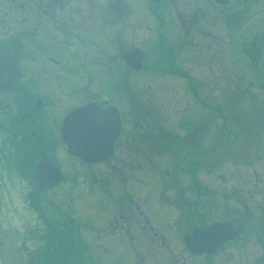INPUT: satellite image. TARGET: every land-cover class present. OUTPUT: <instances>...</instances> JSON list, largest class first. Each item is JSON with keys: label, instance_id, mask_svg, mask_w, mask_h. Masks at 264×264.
I'll list each match as a JSON object with an SVG mask.
<instances>
[{"label": "flooded vegetation", "instance_id": "af4514ba", "mask_svg": "<svg viewBox=\"0 0 264 264\" xmlns=\"http://www.w3.org/2000/svg\"><path fill=\"white\" fill-rule=\"evenodd\" d=\"M138 49L140 69L124 58ZM1 50L16 65L0 57V219L17 192L20 215L35 217L17 238L24 263L184 264L187 253L216 264L225 250L227 264H264V0H0ZM154 85L163 112L178 105L179 129L153 127ZM85 105L119 116L106 160L85 162L61 138L65 116ZM203 147L218 157L208 217ZM99 178L117 190L86 198L76 219L77 184ZM57 196L69 208L62 219ZM224 222L241 232L214 254L186 246L193 229Z\"/></svg>", "mask_w": 264, "mask_h": 264}, {"label": "rangeland", "instance_id": "374dc122", "mask_svg": "<svg viewBox=\"0 0 264 264\" xmlns=\"http://www.w3.org/2000/svg\"><path fill=\"white\" fill-rule=\"evenodd\" d=\"M122 76L126 77V72L124 70L122 72ZM148 76H149V80H150L151 73L146 71V70L139 72L137 75L138 81L139 82L142 81L141 83H138V94L140 96H144V94L146 93V90H147L146 85H147ZM127 77H126V79H128ZM175 83H178L177 80H175ZM177 85L180 86V84H177ZM157 86L158 85H154L152 87V91H153V95L155 92L154 104H155V107H156L157 112H158L157 116H159V118L154 119L153 127L154 128H157L160 126L161 127H167V129L169 131H174V129H179V126H180V123L178 120L179 115L176 112L178 109V105L174 104L173 100H170V106H169L170 108H169V110H166L169 112L168 113L163 112V110L161 109V106H160L162 89L158 88ZM205 91L207 92V88L205 89ZM250 101L252 102V100H250ZM235 118L238 119L237 116H235ZM236 122H237V124H239L237 126H241L242 122L245 123V122H247V120H245V118L243 117V118H240V120H237ZM234 126H236V125H234ZM203 138H207L208 140L210 139V127L208 124H207L206 132H205V135ZM205 148L206 147H203L201 149V155H200L201 167L198 169L197 175L201 177V181H202L201 192H202V194L203 193L209 194L207 196V198L203 201V205H202V212L205 216L208 217L210 215V212H211V209L209 208V202H210L209 199H211L210 197L214 194V191H213L214 189L212 190L211 187H213L215 185V184H213V182H214L213 176L216 174L215 173L216 168H215V164L213 162L215 161V159H218V157H215V153L212 152L211 150L209 152L205 151ZM207 149H209V147H207ZM166 150H167L166 152H168L170 154V159H174L175 156H174L173 151H170L168 149H166ZM226 153L230 154V152H225V154ZM160 154L161 153H158V155H160ZM219 157H220V155H219ZM224 157H225V155L221 158V161H220L221 164L219 163L221 168L223 166H229L228 163L227 164L224 163L225 162ZM231 158L232 157H230V159ZM244 158L246 159V156ZM262 158L263 157H260L258 159L260 160ZM163 167L164 166H161L159 168V171H156L154 173V175H157V176L158 175H164V173L162 172ZM93 168H95V167H93ZM227 168H229V167H227ZM248 171H250V169H248ZM241 175H244V173H242ZM246 175H249V174L246 173ZM121 181L122 180L118 176H116L115 180L112 182H113V185H115V187H116V185L120 184ZM97 182H96V179H94V181L92 179V180H89V184L88 183L77 184V187H78L77 190H78V192L81 193V197H79V196L75 197L73 199V203H72V206H73L72 210H73V214L75 215L76 219L83 218V215H84V209L83 208H84V205L86 204V198L89 199L88 202H95V201H97L96 198L101 194L100 192H102V191L105 192L106 190H108V191H116L117 190L114 188L112 183L110 186L105 185L101 178H99L97 180ZM64 186H66V184ZM82 193L84 195V198L82 196ZM17 195H18V193L14 192L12 199H10V198L8 199V205L7 206H6V204L3 205V207H4L3 212L4 213H2V216L0 219V264H30L28 262V259H26L27 258L26 255L23 253V249L26 253L28 251H26L25 248H22L23 243H21V240H20L21 238H19V239H17V238L19 237L20 230L22 231L27 224L34 221L35 217L32 215V213L30 211H28V209H25L23 216L20 215L23 211L22 209H24L25 207L22 206L21 202L17 198ZM60 197L61 196H57L59 204H57L58 209L56 211V214L59 216L60 219H62L68 213L69 208L67 207V200L61 199ZM205 204H207V205L205 206ZM221 211L222 210H219L217 212V214L221 213ZM81 228H82V230H85L84 224L81 226ZM90 228H91L90 232L92 233L91 236L95 237L96 230L92 226ZM160 230L166 231V232L170 231L169 237H172L173 241L176 239L175 235L173 234L174 229L173 230H167L166 228L160 227ZM177 247L178 248H174V249L180 248L179 246H177ZM27 249L31 250L32 248H27ZM57 252H59V249H57ZM165 253H166V251H165ZM55 255H56V249H55V252L53 254V257ZM23 256L26 257L25 263H24V260H22ZM62 256H65V254H63ZM185 256H186V258H185L184 264H208L209 263V260H207L208 258H205V257L191 258L187 253L185 254ZM226 256H227L226 251L223 250V251L219 252L216 256H213V258H211V259H213V261H215L216 264H227ZM60 261L65 262V257H63ZM31 263H33V262H31Z\"/></svg>", "mask_w": 264, "mask_h": 264}, {"label": "water", "instance_id": "95a60500", "mask_svg": "<svg viewBox=\"0 0 264 264\" xmlns=\"http://www.w3.org/2000/svg\"><path fill=\"white\" fill-rule=\"evenodd\" d=\"M2 51V52H1ZM0 51L1 63L10 58L16 65L13 50ZM143 52L138 49L124 55L127 63L136 69L142 67ZM4 56V57H3ZM13 60V61H12ZM120 132L118 114L99 113L92 106L85 105L69 112L62 124L61 138L71 155L78 156L85 162H98L108 159L113 154V142ZM61 179L55 177L53 184ZM241 231L236 222L213 223L203 228H195L185 237L186 246L196 253L214 254L226 240L232 239Z\"/></svg>", "mask_w": 264, "mask_h": 264}]
</instances>
